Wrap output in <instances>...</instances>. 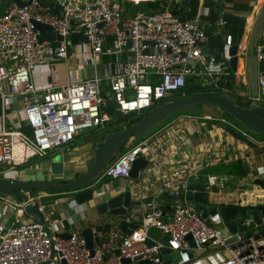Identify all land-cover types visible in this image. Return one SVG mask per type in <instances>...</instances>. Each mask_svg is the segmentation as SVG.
I'll use <instances>...</instances> for the list:
<instances>
[{
  "label": "built area",
  "instance_id": "1",
  "mask_svg": "<svg viewBox=\"0 0 264 264\" xmlns=\"http://www.w3.org/2000/svg\"><path fill=\"white\" fill-rule=\"evenodd\" d=\"M2 5L0 96L23 98L25 120L32 130V135L11 128L0 131L3 173L16 169L19 145L43 158L68 145L84 129L105 127L115 121L103 111L108 98L116 100L124 116L141 117L175 98V93L185 95L191 79L199 83L203 94L239 95L235 81L228 85L225 76L246 74L232 68L235 54L231 38L224 42L219 58L211 60L202 51L210 35L198 24V18L176 21L168 8L146 16H126L121 0H1ZM38 24L48 25L62 40L41 41ZM223 24V20L217 23ZM73 34L86 36L88 41L73 42ZM70 46L76 49L71 51ZM121 54H126V61H119L114 70L109 62L102 75L76 80L69 77L70 65L78 69L95 67L99 57ZM256 57L264 59L263 47L258 48ZM257 87L255 96L249 93L245 98L249 103L254 100L264 105V72L257 77ZM182 116L199 120L191 112ZM219 120L252 141L264 143V135L226 118ZM177 135L179 131L161 139H131L99 174L96 181L132 179L128 190L140 205L125 206L126 213L114 218L106 216L102 224L92 227L91 249L81 230L64 233L55 218L57 209L42 204L53 193H28L23 201L0 193L4 217L0 220V264H62L63 260L67 264H168L161 252L163 236L168 237L165 246L170 250V264H264V229L257 236L251 220L245 218V232L230 234L219 216L204 217L190 201L178 197L189 178L195 177L198 182H206L212 201L236 205L220 197L221 182L227 177L201 173L210 163L189 172L179 165L170 170L162 167L165 156L161 145L169 144ZM139 157L148 163L133 179L130 172ZM159 196L163 199L157 200ZM148 198L151 202L146 203ZM35 204L44 213L50 232L28 211ZM122 221L137 226L126 233L120 229ZM153 228L160 236L151 233ZM125 259L129 262L125 263Z\"/></svg>",
  "mask_w": 264,
  "mask_h": 264
},
{
  "label": "crops",
  "instance_id": "2",
  "mask_svg": "<svg viewBox=\"0 0 264 264\" xmlns=\"http://www.w3.org/2000/svg\"><path fill=\"white\" fill-rule=\"evenodd\" d=\"M172 1L173 0H121V7L126 16H146L149 13L170 8L171 6L173 7L174 15H178L179 7L183 5L186 0H176L174 5H172ZM220 8L225 12H231L237 16L246 18L245 27L226 23L217 25V23L222 20L219 13ZM263 10L264 0H188L186 9L183 11V19L198 18V20L204 23L208 22L216 27L215 32L209 34L210 40L214 38L215 34L220 33L221 42L219 43V48L211 50L208 57L211 60H217L222 52L224 42L229 38H231L232 43L238 45V47H240L242 42L246 41L247 38L246 48L244 49L248 51L252 44V40L255 39V32H258L255 29L256 22ZM257 36L259 37L254 47L255 53H257L259 47L264 48V29L261 33L257 34ZM73 48L74 46H70L71 51L74 50ZM217 50L220 54L217 53ZM238 56L237 70L238 72L244 73L247 69L243 54L238 53ZM100 61L101 57L98 58L95 67L87 66L85 69H78L77 66L70 65L68 67L69 77L76 80L80 77H89L94 74L102 75L105 72L106 66L101 68ZM117 63H119L118 56L112 55V70L115 69ZM225 77L234 78L232 75ZM236 91L239 96L244 98L247 97L246 95L249 93L252 94L249 86L244 87L242 90L238 88ZM111 95L109 96L111 97ZM197 115L199 116V120L197 121H191L182 116V114L177 115L144 136L161 139L167 135L173 134L175 131H179V135L172 138L169 144L161 145V154L165 156V158L163 157L164 161L162 167H164L165 170H170L179 165L183 167L185 171L189 172L190 170H197L202 163H210V166L202 170L201 173H211L217 176H223L224 178L227 177L225 181L221 182L223 196H220L226 203H230V200H232L235 201L236 205L240 206L264 204V143L252 141L245 136L244 137L250 140L251 143L245 139L238 138L228 130L229 126L220 122L213 114L203 115V113L200 112L197 113ZM134 118L139 117H133L132 119ZM168 125L169 127H167ZM115 127L116 126H113L112 131L120 129ZM3 128L20 130L28 135H32V130L25 120L22 97L13 96L3 99L0 96V131ZM80 134L81 133H79L72 142L66 145V150L61 154V160L52 161L53 159L49 157V154L55 150L43 157L48 162L46 173L43 175L41 174L43 178L72 180L76 174L88 170H85V167L90 160L94 161L93 149L96 142L100 141V139H81ZM232 141H234V143H232ZM34 157L35 156H33L31 152L19 145L17 149L16 169L4 172L0 174V177H37L42 170L39 165L30 163V160ZM23 165L24 167L19 168ZM212 168L224 169V172L212 173L210 172ZM0 171H2V169H0ZM132 185L133 180L129 178L95 181L92 184L94 188V198L92 200L82 203H77L76 201L70 202L73 203L71 207H79V210L85 214L80 221L74 220L73 217L69 216L68 212L65 215L61 210V208H64L61 207V203L59 206L53 205V207L57 209V213L61 216V218H56L58 227L64 231V233H68L71 230L83 231L86 228L99 226L106 217L102 218L96 205L105 199L128 190ZM47 192L49 191L45 193ZM49 193L54 194L57 192ZM72 194L77 195V193L61 195L71 196ZM57 196H60V194L54 195L52 198H56ZM212 197L215 199L216 195ZM240 200H242V203H240Z\"/></svg>",
  "mask_w": 264,
  "mask_h": 264
},
{
  "label": "water",
  "instance_id": "3",
  "mask_svg": "<svg viewBox=\"0 0 264 264\" xmlns=\"http://www.w3.org/2000/svg\"><path fill=\"white\" fill-rule=\"evenodd\" d=\"M1 1V0H0ZM188 0L184 2L183 5L179 7V14L175 15L176 21L183 20V11L186 9V4ZM176 3V0L172 1V5ZM173 12V7L168 8ZM220 16L226 24L238 25L245 27L246 18L237 16L231 12H225L222 8L219 9ZM198 24L204 28L209 34L214 33L216 27L210 23L202 22L198 20ZM38 27L42 31L40 35V40L44 41L46 39L53 40L58 38L62 40L61 36H57L54 32L50 31L51 28L45 24H38ZM258 32L256 33L255 39L252 40V44L248 51H246V41H243L241 46L234 45L232 52L235 56L231 60V65L233 70L237 69L238 55L237 53H242L245 65L246 74H236L234 81L235 85L239 88L248 87L251 88L252 95H256L258 91L257 87V77L260 72H264V59L258 60L255 53V44L257 42V34L261 33L264 29V10L259 16L256 22V28ZM45 31H49L48 34ZM73 42L78 39L87 42L86 36L79 37L78 34H73L71 36ZM221 42V34H215L214 38L206 43L202 44L203 53L209 55L210 51L219 48V43ZM105 48V42L103 43ZM218 53V50H217ZM220 54V52L218 53ZM120 62L126 61V54H121L118 56ZM206 105H214L219 107L222 111L226 112L234 118V122L241 124L244 128L250 130L257 135H264V105L256 103L254 100L248 105H242L234 97L228 94H194L186 95L182 97H176L170 101L164 102L163 104L156 106L149 110L145 115H143L136 122L125 125L120 129L108 132L105 137L96 142L93 149L94 161L91 168L87 171L78 173V177L72 180H55V179H45L41 175L26 177L21 176L20 178L11 177H0V193L9 194L14 196L19 201H23L28 197V193L34 190H53L56 191L54 195H59L57 198H53L51 201H42L43 205L50 206L54 204H62L64 202L76 201L77 203H82L85 201L92 200L94 198V192L88 191L84 194L71 196H63L68 193H77L84 189L90 188L92 184L97 180L99 174L118 156L121 150L128 144L131 139L141 138L150 133L156 127L162 125L172 116L179 112H202ZM103 111L108 115L112 116L116 121L123 118L124 115L118 110V104L114 98H108L107 105L103 107ZM84 129L83 132H88L94 130ZM228 130L235 136L241 139L250 140L245 138L242 134L238 133L233 127L229 126ZM66 150V146L56 149L49 154L52 161L61 160V154ZM148 160L139 157L131 172L130 176L133 179H137L140 171L147 165ZM206 182H198L195 177H191L188 180V186L183 193L178 194V197L184 198L190 201L192 206L197 210H201L204 217L219 216L221 223L226 231L230 234H235L237 232L244 233L245 227L243 225L244 219L249 218L256 229V235L260 230L264 229V204L257 205H247V206H236L234 204H217L211 200V193L206 189ZM63 194V195H61ZM162 200L163 196H159L157 200ZM146 203L151 202V198L145 200ZM140 205V201H134L131 197L130 190H126L117 195H114L108 199L99 202L96 205L97 210L101 214H110L112 218L117 215L124 214L127 212L126 207ZM28 211L35 214L39 220L44 224L46 230L50 232L48 225L46 224L44 213L39 209V204L28 207ZM61 218L60 214L57 213L55 218ZM136 224H128L126 221H122L120 224V229L126 233H131L132 229L135 228ZM86 237L87 245L91 249L93 245L92 230L91 228H86L83 231ZM68 235V234H66ZM237 238V236H236ZM235 238L229 240L232 242ZM168 241L167 236H163L160 242L164 244L161 249L163 254V259L166 263L170 264V250L166 247ZM152 244L153 242L149 240ZM193 244V243H192ZM93 254V250H90ZM125 263L129 260L125 259ZM142 264H147V261H142ZM62 264H67L66 260L62 261Z\"/></svg>",
  "mask_w": 264,
  "mask_h": 264
},
{
  "label": "rangeland",
  "instance_id": "4",
  "mask_svg": "<svg viewBox=\"0 0 264 264\" xmlns=\"http://www.w3.org/2000/svg\"><path fill=\"white\" fill-rule=\"evenodd\" d=\"M3 7H4L3 5L0 6V13L3 11ZM75 47L73 49H76ZM109 62H112V55H103V56H101L100 67L101 68L102 67H105ZM239 89L242 90L244 88H239ZM176 94L177 93L174 94V97L177 96ZM186 94H187V91L185 92V95H183V94L182 95L183 96H186ZM108 95H111L110 91L108 92ZM231 96L234 97L242 105H248L249 104V102H247L249 100H247L246 98H244L242 96H239V95H231ZM187 112L188 111L179 112L176 115L172 116L171 118H173V117H175L177 115H180V114L187 113ZM191 113L197 114V113H200V112H191ZM201 113H203V115L204 114L205 115L206 114H213L217 119L226 118L228 121H231V122H233V120H234V118L232 116H230L226 112L222 111L219 107L214 106V105H206ZM131 118H132V115L124 116L123 118H120V119H118L116 121H110L105 127L97 128V129H94V130H91V131H88V132H83L82 131L81 134H80L81 136L80 135L79 136L81 137V139H84V138H88V139L93 138V139H100L101 140V139H103L105 137V135L108 132L112 131L113 126H116L115 128H121V127L124 126V123L123 122L129 121V120H131ZM223 124H225L227 126H230V124L227 123V122H224ZM238 125L240 126L241 124H238ZM167 127H169V125ZM261 137L262 136H260L259 138H261ZM92 161L90 160L89 163H88V165L85 167L86 169L85 168H83V169H85V170L88 169L89 170L91 168V166H92ZM30 163H34L35 165H39L41 167V170H42L41 171L42 175L44 173H46L47 167H48L47 166L48 165V162L45 160V158L38 159V158L34 157V158H32L30 160ZM21 167H24V165L23 166H20L19 168H21ZM0 169H2V171H0V174H2L5 168L3 166H1ZM207 169H209V168H207ZM210 172H212V173H222V172H224V169L221 170V169H213L212 168ZM38 192L45 193L46 191H38ZM49 192H51V191L49 190ZM29 193H34V191H31ZM52 199H53L52 197H49V198H45L42 201L43 202L44 201H51ZM73 202H75V201H73ZM71 204H73V203H70V202H64V203H62L61 204L62 205L61 207H64V208H61L62 212L65 215L68 212L69 216L73 217L74 220H76V221L79 220L80 221L84 217L85 214L82 213L79 210V207H76V208L71 207ZM101 216H102V218H105L106 216H110L111 217V215L110 214H107V213L101 214ZM0 220H4L3 215H1V210H0ZM252 226H253V224H252ZM251 232H252L251 229H249L248 234H251ZM253 232H255V229H253ZM151 233L154 234L157 237L160 236V232L156 228H153Z\"/></svg>",
  "mask_w": 264,
  "mask_h": 264
},
{
  "label": "trees",
  "instance_id": "5",
  "mask_svg": "<svg viewBox=\"0 0 264 264\" xmlns=\"http://www.w3.org/2000/svg\"><path fill=\"white\" fill-rule=\"evenodd\" d=\"M233 81H234V78L233 79L232 78H228L227 79V84L228 85H232V82ZM200 88L201 87H200L199 83H197L196 80L191 79V80L188 81L187 86H186V89H185L187 91V94L186 95L200 94V93H202V92H200V90H201ZM176 95H177L176 97H182L183 96L181 92H178ZM138 119H140V117L139 118L131 119L129 121H125V124L126 125H130V124L136 122ZM123 149L121 151H123ZM38 191H49V190H47V189L34 190V192H38ZM50 191L51 192H56V191H53V190H50Z\"/></svg>",
  "mask_w": 264,
  "mask_h": 264
},
{
  "label": "flooded vegetation",
  "instance_id": "6",
  "mask_svg": "<svg viewBox=\"0 0 264 264\" xmlns=\"http://www.w3.org/2000/svg\"><path fill=\"white\" fill-rule=\"evenodd\" d=\"M78 177V174H76L72 179H76ZM55 178V177H54ZM49 179H51V178H49ZM56 179V178H55ZM64 181V180H63ZM88 191H91V192H94V188L93 187H90V188H87V189H84V190H82V191H79V192H77V195H80V194H84V193H86V192H88Z\"/></svg>",
  "mask_w": 264,
  "mask_h": 264
},
{
  "label": "clouds",
  "instance_id": "7",
  "mask_svg": "<svg viewBox=\"0 0 264 264\" xmlns=\"http://www.w3.org/2000/svg\"><path fill=\"white\" fill-rule=\"evenodd\" d=\"M175 98H176V97H175ZM140 118H141V117H140ZM91 187H92V186H91ZM54 194H55V193H54ZM57 197H58V196H57ZM57 197H56V198H57Z\"/></svg>",
  "mask_w": 264,
  "mask_h": 264
}]
</instances>
